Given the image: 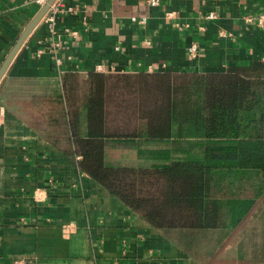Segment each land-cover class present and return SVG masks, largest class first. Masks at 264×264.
Here are the masks:
<instances>
[{"label": "crops", "instance_id": "1", "mask_svg": "<svg viewBox=\"0 0 264 264\" xmlns=\"http://www.w3.org/2000/svg\"><path fill=\"white\" fill-rule=\"evenodd\" d=\"M55 1L57 33L40 20L0 79V264H264V192L214 251L207 237L181 244L53 144L47 100L63 71L85 74L100 62L112 71H208L262 59L264 25L244 16L264 10V0ZM37 8L33 0H0V64ZM52 37L61 41L58 66L49 50L36 53ZM36 187L43 199L34 198Z\"/></svg>", "mask_w": 264, "mask_h": 264}, {"label": "trees", "instance_id": "2", "mask_svg": "<svg viewBox=\"0 0 264 264\" xmlns=\"http://www.w3.org/2000/svg\"><path fill=\"white\" fill-rule=\"evenodd\" d=\"M47 100L53 144L181 244L207 237L214 251L264 192L261 58L208 71L67 69Z\"/></svg>", "mask_w": 264, "mask_h": 264}, {"label": "built area", "instance_id": "3", "mask_svg": "<svg viewBox=\"0 0 264 264\" xmlns=\"http://www.w3.org/2000/svg\"><path fill=\"white\" fill-rule=\"evenodd\" d=\"M33 1L39 7L46 0H33ZM149 3L153 4V5L157 4L158 0H149ZM66 9L68 11H70V12H72L74 10L72 5H67ZM59 11H60V7L56 3V1H54L52 4H50V6L48 7V9L46 10V12L44 13V15L41 18V22H43V24L45 26V29H46V31L49 34L57 33L56 23H57V14H58ZM170 13L171 12H167V15H169ZM206 16L209 17V18H212V17H215L216 14H215L214 11H209ZM130 18H131L132 21H137V22H141V23L145 22V20H146V16H140V17L131 16ZM244 19L246 21H248V22L253 21V22H256L259 25H264V10L259 11V13L257 15H255V16L247 14V15L244 16ZM65 30L69 31V33L71 35H73V36H75L77 34V30L76 29H70L69 30L68 28H66ZM57 36H59V35L57 34ZM45 43L47 44V46L44 44V45H41V46L37 47L36 53L40 54L44 50H49L50 52H52L54 54V59H53L54 60V64L57 65V66L60 65L63 62V60H62V58L60 57V55L58 53L59 49L61 48V41H60L59 37L58 38L52 37V38H50V40H48ZM196 52H197V45H196V43H192L189 46V54H190V56L194 57L196 55ZM262 59L264 60V57ZM111 69H112V66H107L103 62L97 63L94 66V70L100 71V72L109 71ZM146 71H152L151 67H148V70H146ZM3 112H4V109L0 105V123H1V121L3 119L2 118L3 117ZM42 193H43V190L38 188V187H36L34 189L33 196H34V198L36 200H40V199H43L45 197V194H42ZM62 229H63L64 233H69L71 231V227H70L69 224H64ZM13 264H24L23 263V259L22 258H15L13 260Z\"/></svg>", "mask_w": 264, "mask_h": 264}, {"label": "water", "instance_id": "4", "mask_svg": "<svg viewBox=\"0 0 264 264\" xmlns=\"http://www.w3.org/2000/svg\"><path fill=\"white\" fill-rule=\"evenodd\" d=\"M55 0H46L43 4H41L36 12L33 14L31 19L28 21V23L25 25L23 30L20 32L18 37L15 39L13 45L11 48L8 50L7 54L3 58L1 64H0V79L4 72L6 71L10 61L12 60L13 56L17 52V50L20 48L22 43L25 41L27 36L31 33L33 28L37 25V23L41 20L42 16Z\"/></svg>", "mask_w": 264, "mask_h": 264}]
</instances>
